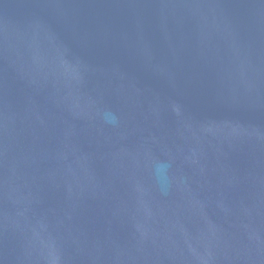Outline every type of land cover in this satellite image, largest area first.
I'll use <instances>...</instances> for the list:
<instances>
[{"label": "water", "instance_id": "1", "mask_svg": "<svg viewBox=\"0 0 264 264\" xmlns=\"http://www.w3.org/2000/svg\"><path fill=\"white\" fill-rule=\"evenodd\" d=\"M0 264H264V0H0Z\"/></svg>", "mask_w": 264, "mask_h": 264}]
</instances>
